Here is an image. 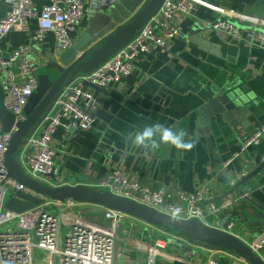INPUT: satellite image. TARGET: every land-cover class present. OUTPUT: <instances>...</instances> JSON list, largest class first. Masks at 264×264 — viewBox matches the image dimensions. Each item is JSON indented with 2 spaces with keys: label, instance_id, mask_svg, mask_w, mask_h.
<instances>
[{
  "label": "crops",
  "instance_id": "crops-1",
  "mask_svg": "<svg viewBox=\"0 0 264 264\" xmlns=\"http://www.w3.org/2000/svg\"><path fill=\"white\" fill-rule=\"evenodd\" d=\"M204 1L264 18V0ZM47 2L35 0L38 8ZM111 2L87 0L83 23L72 34L75 43ZM7 10L8 5L0 0V18ZM222 17L226 16L204 6L178 17L181 33L169 50L153 49L139 56L131 75L119 86L99 93L101 108L91 130H71L64 120L53 140L55 166L64 178L59 186L88 184L104 188L109 170L119 167L152 188L165 186L191 193L208 187L214 194L213 200L221 203L232 182L256 168L257 158L264 160V143L241 150L245 139L264 124V45L255 40L253 28L241 23H237L240 37L207 29L209 23ZM36 27L33 21L30 31L10 33L0 44L5 56L21 44L30 45L29 57L38 76L60 51L53 33L47 35L45 42L33 43L31 32ZM226 93L240 94L246 107L244 113L237 111L235 117L229 118L226 113L212 112V101ZM157 122L186 129L189 136H198V143L191 151L162 146L155 152H145L126 145L128 132ZM240 188L264 208V170ZM229 196L241 195L234 192ZM79 208L90 213L82 215L76 209L78 217L110 227L102 207L85 204ZM227 212L228 216L220 222L235 221V233L256 245L264 233V224H257L264 222V212L240 197ZM207 222L213 225L214 217L207 216ZM131 223L142 233L133 238L121 232L117 247L122 259L118 264H143L152 245V235L144 236L151 225L133 218ZM183 246L179 244L176 254L171 252V257L161 260L169 264L207 263L204 252L192 263L183 254L190 249ZM259 249L264 256V245ZM219 264L235 263L223 256Z\"/></svg>",
  "mask_w": 264,
  "mask_h": 264
},
{
  "label": "built area",
  "instance_id": "built-area-1",
  "mask_svg": "<svg viewBox=\"0 0 264 264\" xmlns=\"http://www.w3.org/2000/svg\"><path fill=\"white\" fill-rule=\"evenodd\" d=\"M4 1L8 10L0 18V43L10 33L30 31L31 22L35 21L37 27L31 32L33 43L45 42L47 35L53 33L60 52L74 46L72 34L83 23L87 0H48L41 8L37 7L35 0ZM198 6L226 16L209 23L208 30L240 37L241 30L237 23H241L253 28L256 32L255 40L264 45V18L241 14L204 0H165L160 11L127 45L97 69L80 75L65 88L24 145L21 160L26 171L34 178L60 185L64 178L55 166V132L63 125L64 120L68 121L71 130H91L101 108L100 102L94 96V90L85 82L108 89L119 86L124 78L131 75L134 62L139 56L149 54L153 49H170L181 33L177 18L194 13ZM29 50L30 45L21 44L5 56L0 44V80L5 96L4 106L15 116L9 132H1L0 121V264H118L122 259L117 247L121 237L118 230L128 219V215L103 208L104 217L111 224L110 227H101L78 217L76 209L90 203L74 199L60 201L43 197L44 203L24 212L10 210L5 206L16 191L36 195L24 184L9 178L5 167V156L13 133L18 130L20 121L23 120V110L38 88V78L29 57ZM39 128L40 133L36 134ZM263 143L264 124L245 139L241 150L245 151ZM103 187L165 213L175 211L173 207L180 206V218L183 219L198 218L208 223L207 216L212 215L213 226L231 233L237 230L235 221L224 220L221 223L223 219L220 216L227 217V211L238 201V197L243 199L242 196H228L223 198L221 203H217L208 187H200L191 193L170 190L165 186L152 188L119 167L109 170ZM203 203H206L205 208L201 207ZM53 208L58 212H54ZM62 228L67 231L64 233ZM181 238V241L176 238L174 240L180 242V245L184 242L193 247L183 254H186L189 260L195 258L197 261L199 257L194 253V249L205 245H192L187 239ZM175 241L169 240L168 243ZM153 243L143 264H158L159 258L171 257L165 250V241L156 240ZM257 244L253 247L264 258L259 249L264 245V233L259 237ZM209 249L212 251H206V264H219L223 256L231 255L226 249ZM240 260L244 258L240 256Z\"/></svg>",
  "mask_w": 264,
  "mask_h": 264
},
{
  "label": "water",
  "instance_id": "water-1",
  "mask_svg": "<svg viewBox=\"0 0 264 264\" xmlns=\"http://www.w3.org/2000/svg\"><path fill=\"white\" fill-rule=\"evenodd\" d=\"M105 5L103 13L95 17V24L88 29L74 46L59 52L53 61L47 63L38 77V88L31 96L22 113L18 130L13 133L5 156V167L8 177L24 184L35 194L16 191L6 202V208L24 212L44 203L43 197L63 201L74 199L87 202L102 208L122 212L128 217L154 227H164L173 230L174 234L183 237L194 244L226 249L244 258L248 264H264V258L246 238L231 233L223 228L210 225L198 218L183 219L182 224H172L168 221V213L124 196L117 195L108 188H97L88 184L54 185L31 176L21 160L24 145L29 136L40 124L45 114L54 103L80 75L88 74L111 58L117 51L127 45L141 28L162 8L165 0H111ZM94 90L98 98L104 87L85 82ZM240 95V94H239ZM237 93H226L212 101V112L226 113L230 118L239 111L244 113L242 98ZM4 91L0 84V121L1 132H9L15 116L4 106ZM256 168L241 178L235 179L229 192L221 199L236 192L243 199L250 201L264 212V208L251 200L241 186L264 170V160L256 159ZM206 203L201 204L205 208ZM207 214V213H205ZM243 219H245L243 217ZM248 221L247 219H245ZM247 223V222H246ZM252 224L249 222V225ZM263 225L264 222H258ZM188 250V247H185Z\"/></svg>",
  "mask_w": 264,
  "mask_h": 264
},
{
  "label": "clouds",
  "instance_id": "clouds-1",
  "mask_svg": "<svg viewBox=\"0 0 264 264\" xmlns=\"http://www.w3.org/2000/svg\"><path fill=\"white\" fill-rule=\"evenodd\" d=\"M125 143L133 149H142L145 152H155L162 146L191 151L198 143V136H189L184 128L157 122L128 132L125 136ZM173 208L175 211L168 213V221L172 224H182L181 207Z\"/></svg>",
  "mask_w": 264,
  "mask_h": 264
},
{
  "label": "rangeland",
  "instance_id": "rangeland-1",
  "mask_svg": "<svg viewBox=\"0 0 264 264\" xmlns=\"http://www.w3.org/2000/svg\"><path fill=\"white\" fill-rule=\"evenodd\" d=\"M38 78V77H37ZM108 89V88H106ZM253 147V146H252ZM8 195L6 196V199H7ZM54 212H58V210L56 209H52ZM77 210H79L82 215H86V214H89L90 212H88L87 210H84V208H78ZM88 218V217H87ZM134 220V219H133ZM132 222V218L131 219H128L127 221L123 222L118 230L119 233H121V231H124L126 235H129V237H133V238H136V236H141V229H138L134 226H132L131 223ZM135 222V221H134ZM63 232L65 233L67 230H65L64 228H62ZM148 232L145 233L144 236H148V233H150L152 235V241L151 243L154 245V241L156 240H163L167 243V248L165 249L166 252L171 255L170 253L171 252H174V254L177 253V248L176 246H174L173 244L171 243H168L169 240L171 241H175L174 238L178 239V240H182L181 237L177 236V235H174V234H170V233H166L164 231H162L161 229L157 228V227H154V226H150L148 227ZM136 235V236H135ZM162 236H165L166 238L168 239H163ZM184 244V246L188 247L190 250H192L193 247L189 246V245H186V243L184 242H181ZM190 243V242H189ZM191 244V243H190ZM194 245V244H192ZM208 247V248H206ZM209 248H216V247H209V246H199L197 249H194L195 250V254L198 256V257H201L202 253L204 252V256H207L205 251L207 250H210L212 251V249H209ZM186 253H188V251H186ZM148 255V254H147ZM227 258V261L229 262H234L235 264H248L247 262L245 261H241L240 260V257L239 256H236V255H228V256H225ZM159 261H161L162 264H169V261H165V260H161V258L158 259ZM192 263L196 262L195 261V258H192ZM205 261H208V257L206 258Z\"/></svg>",
  "mask_w": 264,
  "mask_h": 264
},
{
  "label": "trees",
  "instance_id": "trees-1",
  "mask_svg": "<svg viewBox=\"0 0 264 264\" xmlns=\"http://www.w3.org/2000/svg\"><path fill=\"white\" fill-rule=\"evenodd\" d=\"M221 218H225L226 217V215H221L220 216ZM157 228H159V229H161L162 231H164V232H166V233H170V234H174V232H173V230L172 229H170V228H164V227H157ZM175 235V234H174ZM163 237V239H168V238H166L165 236H162ZM173 243V245H176V246H178L180 243L179 242H172ZM171 243V244H172Z\"/></svg>",
  "mask_w": 264,
  "mask_h": 264
},
{
  "label": "flooded vegetation",
  "instance_id": "flooded-vegetation-1",
  "mask_svg": "<svg viewBox=\"0 0 264 264\" xmlns=\"http://www.w3.org/2000/svg\"><path fill=\"white\" fill-rule=\"evenodd\" d=\"M96 98V97H95ZM99 102H100V100L98 99V98H96ZM194 244V243H193Z\"/></svg>",
  "mask_w": 264,
  "mask_h": 264
}]
</instances>
